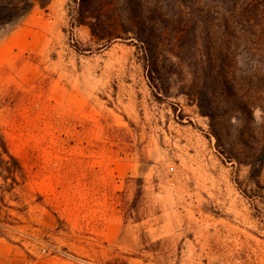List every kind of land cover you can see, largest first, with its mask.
Masks as SVG:
<instances>
[{
    "label": "rangeland",
    "instance_id": "374dc122",
    "mask_svg": "<svg viewBox=\"0 0 264 264\" xmlns=\"http://www.w3.org/2000/svg\"><path fill=\"white\" fill-rule=\"evenodd\" d=\"M18 1L0 123L27 180L0 264H264V0H139L154 85L136 39L99 41L71 0Z\"/></svg>",
    "mask_w": 264,
    "mask_h": 264
},
{
    "label": "trees",
    "instance_id": "16d2710c",
    "mask_svg": "<svg viewBox=\"0 0 264 264\" xmlns=\"http://www.w3.org/2000/svg\"><path fill=\"white\" fill-rule=\"evenodd\" d=\"M76 3L72 8L74 14V22L76 24H88L92 30V34L105 43H110L117 38L136 39L139 49L142 52V59L147 70L149 81L154 85L163 69L167 65L160 66V58L156 53L155 47L157 36L152 29L148 27L145 21L140 19L141 12L139 0H126L128 3V18L133 23L132 29L122 30L121 26L124 20L121 19L118 4L116 0H71ZM18 0H0V24L11 20L12 15L9 11L18 4ZM45 5V2L43 3ZM8 12V15H7ZM126 32H132L135 36H125ZM204 115L214 120L215 115L204 111ZM214 127V123L212 125ZM213 135L220 141L219 134L216 129H212ZM251 176L259 177L264 169V145L252 155L250 161ZM27 180V173L21 159L11 149L8 138L0 123V236L8 237L7 227L11 224L8 221L10 216L9 210L15 209L22 211L25 205L19 207L11 202L16 201L23 204L18 193ZM138 188L136 196L132 201V205L136 206L138 200L143 195L144 179L137 177ZM131 217L139 220V215H131ZM121 264H128L127 262Z\"/></svg>",
    "mask_w": 264,
    "mask_h": 264
}]
</instances>
